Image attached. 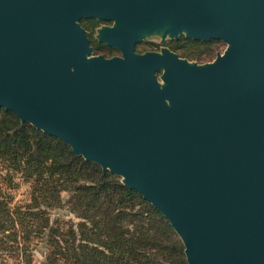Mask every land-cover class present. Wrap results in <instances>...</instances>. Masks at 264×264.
Wrapping results in <instances>:
<instances>
[{
	"label": "water",
	"instance_id": "obj_1",
	"mask_svg": "<svg viewBox=\"0 0 264 264\" xmlns=\"http://www.w3.org/2000/svg\"><path fill=\"white\" fill-rule=\"evenodd\" d=\"M181 35L226 48L135 51ZM0 109L139 193L187 264H264V0H0Z\"/></svg>",
	"mask_w": 264,
	"mask_h": 264
},
{
	"label": "trees",
	"instance_id": "obj_2",
	"mask_svg": "<svg viewBox=\"0 0 264 264\" xmlns=\"http://www.w3.org/2000/svg\"><path fill=\"white\" fill-rule=\"evenodd\" d=\"M15 176L30 184L25 203L8 193ZM65 208L76 222L50 220L49 211ZM33 242L48 264H187L168 221L139 193L0 109V253L30 264Z\"/></svg>",
	"mask_w": 264,
	"mask_h": 264
},
{
	"label": "rangeland",
	"instance_id": "obj_3",
	"mask_svg": "<svg viewBox=\"0 0 264 264\" xmlns=\"http://www.w3.org/2000/svg\"><path fill=\"white\" fill-rule=\"evenodd\" d=\"M81 21L83 22L82 24L80 23V25L86 31L87 37L90 40V46L92 47V54L94 56L102 55L105 58H111L120 55L117 50L99 43L95 38L96 31L102 26H110V22H99L96 20ZM190 41L193 40L185 38L183 35L179 36L176 40L166 38L163 41L160 37L153 36L146 38L145 40L136 44L135 51L142 54L145 52H159L162 48H166L178 55L181 59L188 61L189 63L203 65L213 62L216 58V55L218 53H223L226 48V46L220 41H195L199 42L200 44H192ZM12 185H14L15 188L8 193L12 195L14 200L13 203L27 202L29 200V193L31 190L30 184L23 182L18 176H15L13 178ZM62 196L65 197V194H62ZM49 218L51 221L57 219H63L65 221L72 219L74 220V222L77 221V219H74L72 215L69 214L66 208L63 210L59 209L49 211ZM33 243L35 247L33 248V258L30 264H48V262L46 261L47 254L45 248L43 247V244L41 242ZM27 261L28 256L21 253L17 257L12 254L9 255L6 253H0V264H27Z\"/></svg>",
	"mask_w": 264,
	"mask_h": 264
}]
</instances>
